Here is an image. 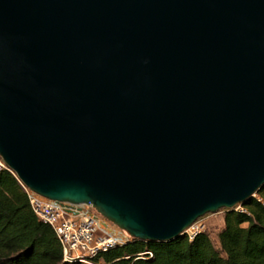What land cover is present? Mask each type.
<instances>
[{"label": "water", "instance_id": "1", "mask_svg": "<svg viewBox=\"0 0 264 264\" xmlns=\"http://www.w3.org/2000/svg\"><path fill=\"white\" fill-rule=\"evenodd\" d=\"M0 156L146 242L246 205L264 187V0H0Z\"/></svg>", "mask_w": 264, "mask_h": 264}, {"label": "trees", "instance_id": "2", "mask_svg": "<svg viewBox=\"0 0 264 264\" xmlns=\"http://www.w3.org/2000/svg\"><path fill=\"white\" fill-rule=\"evenodd\" d=\"M243 208L226 210L220 248L206 232L164 243L133 239L99 254L93 264H264V187ZM0 264H83L64 260L54 230L39 220L8 170L0 171Z\"/></svg>", "mask_w": 264, "mask_h": 264}, {"label": "built area", "instance_id": "3", "mask_svg": "<svg viewBox=\"0 0 264 264\" xmlns=\"http://www.w3.org/2000/svg\"><path fill=\"white\" fill-rule=\"evenodd\" d=\"M2 170L12 172L0 156V171ZM23 187L36 216L54 230L62 245L66 262L93 264V259L99 254L127 242L124 237L112 234L109 229L113 224L91 206L77 207L58 203L32 192L24 185ZM201 231L202 226L197 221L187 230L186 235L194 240ZM147 254L152 256L150 252Z\"/></svg>", "mask_w": 264, "mask_h": 264}, {"label": "rangeland", "instance_id": "4", "mask_svg": "<svg viewBox=\"0 0 264 264\" xmlns=\"http://www.w3.org/2000/svg\"><path fill=\"white\" fill-rule=\"evenodd\" d=\"M236 210L244 211L245 209L243 208V206H237ZM225 215H226V210H221L216 214H209L198 220L199 225L202 226L201 232H206L209 235L210 239L212 240L216 248H220L219 234L221 233V231L225 226ZM109 230H111L110 232L112 234L120 235L124 237L125 240L127 239L126 243L133 240V238L130 237L127 233H124V231L120 230L114 225H110Z\"/></svg>", "mask_w": 264, "mask_h": 264}]
</instances>
